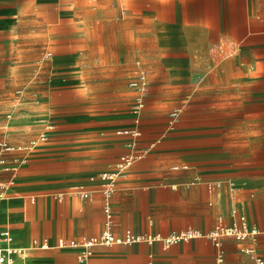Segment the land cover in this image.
<instances>
[{"label": "crops", "instance_id": "obj_1", "mask_svg": "<svg viewBox=\"0 0 264 264\" xmlns=\"http://www.w3.org/2000/svg\"><path fill=\"white\" fill-rule=\"evenodd\" d=\"M125 1L128 4L120 7L122 18L133 11V7H138L147 14L146 20L155 21L151 26L159 45L168 48L167 43L172 42L177 54L186 49L188 55L196 54L201 46H206L209 68L217 59L210 54L213 45L229 43L237 46L238 54L229 53L213 70L203 71L209 78V92L219 93L217 107L224 112L217 117V123L214 122L216 116H204L203 127L193 136H218L219 139L145 153L134 161L125 178L117 181L111 199V232L115 236L130 232L166 237L186 231H194L199 236L168 248L160 242L95 247L89 264H215L214 248L207 233L217 218H221L223 225L231 226L229 218L232 217L234 223L243 211L247 226L261 228L264 225V147L258 140L259 122L264 119V0ZM91 2L96 6L84 9L83 0H0V33L11 36L13 30L28 27L27 23L34 19L48 27L63 28L64 33L68 29L77 37L78 23L84 15L90 13L92 18H99L111 13L112 4L117 0ZM146 6L152 8L146 9ZM168 14L174 19L168 20ZM123 23L131 28L130 19ZM113 24L108 23L110 28H114ZM145 24L146 21L139 22L135 28L140 29ZM184 44L188 48H184ZM46 53L50 56L46 57ZM42 60L51 65L38 76V69L32 72L36 80L32 91L34 97L46 99L45 109L47 105L53 108V115L48 113V120L44 121L52 122L56 130L16 172L0 173V184L5 189L0 204L7 200L11 215L21 217V222L17 220L12 225L28 223L30 227L31 247L15 245L11 235L12 245L25 250L22 256L18 255L24 256L22 260L11 256L14 264H27L29 250H39L29 255L37 264H78L76 250L57 249L55 244L60 238L80 240L102 232L100 175L111 171L118 157L123 155L116 156L112 152L119 145L114 142L118 138L113 137L112 128L127 126L119 119H107L116 115L108 116L102 111L85 114L80 110L86 105H81L84 100L72 71L75 57L65 53L53 56L51 51H45L37 65ZM136 62L145 70L141 57L134 59L130 66L136 68ZM130 70H127L129 74ZM172 75L182 76L177 70ZM17 89H22L23 93V88H15L14 96ZM20 97L22 95L15 96ZM243 101L254 111L242 119L240 128L224 127L234 120L230 111ZM214 107H210L209 112ZM176 108L182 110L183 106ZM5 118L0 119V142H6L7 138ZM180 118L181 114L173 127ZM130 120L132 122V117ZM42 124L35 137L42 132ZM131 126L132 123L128 128ZM216 126L218 133H214ZM147 140L151 143L156 138ZM162 147L167 146H157ZM182 166L187 168L181 169ZM173 167L179 169L172 170ZM80 190L92 193V198H79ZM0 228L9 230L1 224ZM44 241L47 248L41 249L39 245ZM3 247L9 248L7 243ZM247 247L254 248L264 264V234L255 241L224 238L223 264H256L252 256L241 251ZM231 253L235 254L233 259Z\"/></svg>", "mask_w": 264, "mask_h": 264}, {"label": "rangeland", "instance_id": "obj_2", "mask_svg": "<svg viewBox=\"0 0 264 264\" xmlns=\"http://www.w3.org/2000/svg\"><path fill=\"white\" fill-rule=\"evenodd\" d=\"M124 1L117 0L116 4H112L114 8L111 13L102 14L99 18H92L90 13L84 15L78 23L80 30L77 32L79 34L77 37H74V33L70 34L68 29L64 33L63 28L48 27L34 19L27 23L28 27L13 30L11 36L0 33V119L7 116L5 118L8 125L5 131L6 144L9 146L26 144L36 136L49 114L54 113L53 108L48 105L45 109L46 99L34 97L32 91L36 86V80L31 76L32 72L38 69L36 74L38 76L41 70L51 65L46 60H42L40 65H37L45 51H51L53 56L65 53L75 57L72 71L75 72L84 100L81 105H86L84 109H80L83 110L82 112L92 114L102 111L108 116L116 115L107 119H119L127 128L132 123L130 118L133 116L132 106L137 93L135 89L128 86L130 80L136 79V68L131 67L130 64L134 59L141 57L146 70L145 74H147V82L144 106L140 111L141 137L136 149L142 150L144 154L156 150H175L186 147L184 145L188 143L211 142L219 139L218 136H193L199 133L198 128L203 127L204 116H216L214 122L217 123V117L224 112L223 109L217 107L219 106V93L209 92V78L203 73L209 68L207 62L210 61L206 46H201L196 54L191 55H188L187 49L177 54V51L172 48V42L167 43L168 48L160 46L156 32L151 26L155 21L151 18L146 20L147 14L138 7H133V11L127 12L125 18H122L120 7L128 4ZM89 2L90 0H83L84 9L96 6L94 2ZM145 8L151 9L152 6ZM149 15L153 17V14ZM129 19L130 29L128 23H123ZM167 19L174 18L168 14ZM145 21L146 24L142 28H135L139 22ZM109 22L114 23V28L109 27ZM223 47L222 52L216 55L214 66L209 69L213 70L219 61L227 58L229 53L233 56L238 54L237 46L226 43ZM184 48H188L187 44H184ZM130 68L129 74L127 70ZM175 70L182 76H173ZM19 87L24 90L22 97L17 99L13 95V90ZM245 101L239 102L230 111L234 120L224 127L240 128L239 123L253 110ZM250 101L253 100L250 99ZM213 105H215L214 109L209 112V108ZM182 106L179 122L175 124L173 130L168 129L169 112ZM217 127L214 133H218L219 128ZM123 128L126 127L112 128L113 137L118 138L114 142L121 145L115 147L116 151L112 150L115 153L112 154L116 156L120 153H127V144L133 142L131 138L126 139L127 136L122 133L117 135V132L124 130ZM258 128L259 144L264 147V119L263 122H259ZM163 132L166 134L157 135ZM150 133L154 135L149 136ZM152 138L159 139L158 143L156 140L153 141L154 147H151L150 142H146L150 141L147 139ZM158 145L167 147L157 148ZM118 149H120L119 153H117ZM169 164L170 167L172 163ZM169 171L171 172L170 169ZM2 204H7L8 208L6 211L0 210V224L9 228L14 244L17 243L15 245L24 244L23 246L31 247L29 224L12 225L13 222L20 221L21 217L11 215L7 200H4L0 206ZM225 239L235 240L231 237ZM34 252H39V250H29L28 254L31 255ZM29 255L26 259L27 264H37ZM234 255L231 253V259L235 257Z\"/></svg>", "mask_w": 264, "mask_h": 264}, {"label": "built area", "instance_id": "obj_3", "mask_svg": "<svg viewBox=\"0 0 264 264\" xmlns=\"http://www.w3.org/2000/svg\"><path fill=\"white\" fill-rule=\"evenodd\" d=\"M223 45H213L210 48V54L214 57L220 54L223 50ZM46 57L50 54L46 53ZM136 79L129 81V87L136 90V95L134 98V105L132 106V126L130 128L124 129L122 132H117V134L122 133L123 135L131 138L133 142L127 144V149L129 153L123 154L118 157L113 169L109 172L100 175V180H102L101 194L103 197L102 210L104 214V223L102 232L90 238H83L80 240H66L60 238L55 244L57 249H71L77 251V262L78 264H89V259L92 255V251L95 247H109L113 245H131L133 243L146 242L151 244L153 242H160L164 248H168L173 244H177L183 241H189L191 239L197 238L199 235L194 231H186L181 233H172L166 237L159 235L150 236L148 234L143 235H133L130 232H125L122 237L115 236L111 232L112 226V212H111V199L116 190V184L118 180L125 178L127 172L132 167L135 160L140 159L144 156V153L137 150L136 145L139 143V138L141 137L140 131V111L144 106V94L146 92V82L147 74L142 68L139 62H136L135 69ZM15 96L19 97L22 95V89H17L14 92ZM181 114L180 108H174L168 114L167 127L172 128L174 123L178 120ZM56 130V126L52 122H44L42 124V132L37 135V137L31 139L24 145L9 146L5 142H0V173L16 172L22 165L26 164L31 153L38 148L40 145L47 143L50 135ZM154 142H151V146ZM186 166H182L181 169H186ZM178 167H173L172 170H178ZM211 188V186H209ZM78 197L81 199L90 200L92 198V193L79 191L77 193ZM5 196V189L0 184V200ZM233 214H235L233 212ZM231 226H225L222 223L221 218H217L214 227L207 233V238L211 242L214 248V263L223 264L224 263V251L222 248V240L224 238H234L237 241L252 240L255 241L256 237L260 234H264V225L261 228L249 227L245 220H241L237 217ZM8 233L6 231L0 232V264H14L11 254L22 256L24 252L20 249H12L3 247L4 243H7ZM36 245V242H34ZM41 249L47 248V244L44 241L39 245ZM241 251L249 256L253 257L256 264H263L262 258L256 253L255 249L243 248Z\"/></svg>", "mask_w": 264, "mask_h": 264}, {"label": "bare ground", "instance_id": "obj_4", "mask_svg": "<svg viewBox=\"0 0 264 264\" xmlns=\"http://www.w3.org/2000/svg\"><path fill=\"white\" fill-rule=\"evenodd\" d=\"M6 208H7V205H2V206H0V210L1 211H6ZM1 213V212H0ZM239 217H240V219L241 220H246V217H245V215H244V213H243V211H240L239 212ZM229 222L231 223V224H233V218L232 217H230L229 218ZM19 227V226H18ZM14 228V227H13ZM12 228V229H13ZM16 228V227H15ZM21 228V227H20ZM15 230V229H14ZM23 230V229H22ZM0 231H6L7 233H8V239H7V245H8V247L9 248H12V249H20V250H22L24 253H25V250L23 249V248H17V247H15V246H13L12 245V237H11V234H10V232H9V230H7V228L6 229H2V228H0ZM20 231V230H19ZM25 231V230H24ZM24 234V233H23ZM25 235V234H24ZM22 236V235H21ZM18 238V237H17ZM15 244H17V243H15ZM19 244V243H18ZM24 245V244H23ZM22 245V246H23ZM26 255V254H25ZM10 256H12L13 258H15V259H19V260H22L23 258H24V256L23 257H19L18 255H16V254H14V253H12Z\"/></svg>", "mask_w": 264, "mask_h": 264}]
</instances>
